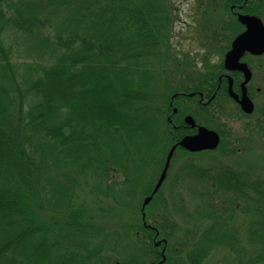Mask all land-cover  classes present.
<instances>
[{
	"label": "trees",
	"instance_id": "trees-1",
	"mask_svg": "<svg viewBox=\"0 0 264 264\" xmlns=\"http://www.w3.org/2000/svg\"><path fill=\"white\" fill-rule=\"evenodd\" d=\"M218 1L231 25L242 0ZM174 15L173 0H0V264H205L217 249L264 264V123L214 125L218 97L197 92L226 48L173 49ZM187 112L241 156L177 148L155 189Z\"/></svg>",
	"mask_w": 264,
	"mask_h": 264
},
{
	"label": "flooded vegetation",
	"instance_id": "flooded-vegetation-1",
	"mask_svg": "<svg viewBox=\"0 0 264 264\" xmlns=\"http://www.w3.org/2000/svg\"><path fill=\"white\" fill-rule=\"evenodd\" d=\"M215 1V0H214ZM260 0H242V3H232L229 5L228 10H224L227 15L228 24L231 25H218L213 32V40L218 44L224 46L226 49L220 54L217 61H212V56L208 57V64L212 70L216 83L214 85L208 86L206 91H198L200 96V102L205 104L209 102L214 97H218L217 108L215 117L217 119V125L219 128L232 130L229 119L241 120L240 125L241 131H245L244 126L252 127L255 124L264 123V38L259 36L256 41V46L254 49L263 48L261 51L252 52L250 50H244L237 59H232L226 61V54L232 48L233 41L237 36L247 29L246 24L241 21L240 15H251L260 18L264 25V10L256 9L257 3ZM249 6V8H248ZM252 7V8H251ZM260 46V47H259ZM253 47V46H252ZM197 61V67L199 70L204 69L203 63ZM243 67V68H240ZM191 95L192 92H179L174 93L173 95ZM209 96L208 98L206 96ZM247 97L249 99L248 107L251 108L249 111L245 110L241 103L240 99ZM204 98H207L204 100ZM216 100V101H217ZM223 102H228L229 105H223ZM172 104V102H171ZM229 111H226L227 109ZM172 113H177V107L172 106ZM190 115L193 118L194 123L187 122L186 116ZM167 119L171 122L173 120L170 116H167ZM226 119V120H225ZM179 124H173L174 128L181 127L185 134L181 136L183 138L187 135H195L198 132L200 126H203L207 129H213L219 134V142L214 148L209 150L216 149L221 141V134L215 128L207 126L203 123L197 122V120L190 113H186L180 117ZM243 134V133H242ZM176 140L171 146L167 149V156L169 150L172 146L183 149L178 143L181 139ZM228 154V153H225Z\"/></svg>",
	"mask_w": 264,
	"mask_h": 264
},
{
	"label": "rangeland",
	"instance_id": "rangeland-1",
	"mask_svg": "<svg viewBox=\"0 0 264 264\" xmlns=\"http://www.w3.org/2000/svg\"><path fill=\"white\" fill-rule=\"evenodd\" d=\"M174 5L176 7V12L177 15H174L172 18V25L173 28H170V33L168 34L167 38L169 39L170 37V41L172 42L173 49H177V50H181L182 47L184 48H190L192 49L194 52H199L200 54L204 53L207 50V46L214 44V43H210L211 40H213V32L214 29H216L217 25H220V20L222 18V14L220 11L222 10L221 7V2L220 1H214V0H210L209 2L207 0H203L202 3H197V1L195 0H173ZM257 3V8L256 9H260V10H264V0L261 2H256ZM261 3V4H260ZM204 10L209 11L207 12L210 13V17L207 18L206 16L202 15L201 12H203ZM207 19L205 21L208 22V26L209 28H206L203 25V20ZM219 21V22H218ZM196 25V27H195ZM168 29V27L166 28ZM162 30V29H161ZM168 31V30H167ZM161 32V31H160ZM164 35V32L161 33ZM166 34V31H165ZM164 38V36H163ZM177 46H182L180 49L177 48ZM206 47V48H205ZM203 48H205L203 50ZM184 51V50H183ZM183 56V53H182ZM220 54L215 53L214 56H212V61H217L219 58ZM179 65V69H180ZM200 68V67H199ZM198 68V69H199ZM184 75L181 74L180 78L181 80H184L182 77ZM185 83V82H183ZM185 103H187L186 105H188L190 108H192L193 110H196L195 104L193 102L190 101H186L184 100ZM217 102H219L218 100L211 104L210 109L215 112L216 108H217ZM223 105H229L228 102H223ZM226 111H229L228 108L225 109ZM189 113V112H188ZM226 120V119H225ZM230 122L231 128L233 130V134L240 136L242 134V131L240 129V125L242 123L241 120H235V119H229L227 120ZM214 125H217V122L214 123ZM213 125V126H214ZM254 130H259L258 128H255ZM262 134H264L262 132ZM260 139V137H259ZM241 141V140H240ZM257 146L259 145L258 143L256 144ZM260 146L258 147H253L254 149H259ZM222 149H214L211 152H201L199 154H196L195 158H198L197 160H201L202 162H208L211 158V156H209V154H214L216 155L219 159H221L222 161H224L225 163H229L231 165H235L236 163V158L239 156H241L240 153H229V154H225L228 152H224L221 151ZM255 153V152H254ZM262 153V152H259ZM255 155V154H252ZM253 157V156H252ZM180 160H177L175 162V164H173V167L177 165V163ZM256 169L258 171H260L262 173V175L264 176V169H262V167L264 166V161L262 160H256ZM166 192V190H165ZM176 222L179 223V226L181 228V226L183 225V222H179L177 220V218L175 219ZM180 232V229L178 230ZM175 234V233H174ZM179 233H176L174 236H172V240H174L176 237L179 238L177 235ZM205 264H233V257L231 256V254H229L228 252L224 251V250H214L212 252V254L210 255V257L207 259V261L205 262Z\"/></svg>",
	"mask_w": 264,
	"mask_h": 264
},
{
	"label": "water",
	"instance_id": "water-1",
	"mask_svg": "<svg viewBox=\"0 0 264 264\" xmlns=\"http://www.w3.org/2000/svg\"><path fill=\"white\" fill-rule=\"evenodd\" d=\"M241 21L246 24L247 29L242 32L239 36L235 38L232 44V48L226 54V61H230L232 59H237L239 55L244 50H250L252 52L261 51L263 48H258L255 50L256 41L261 36L264 38V25L260 18L251 16V15H240ZM253 46V47H252ZM255 46V47H254ZM260 47V46H259ZM243 68V67H240ZM249 99L247 97H243L240 99V103L242 107L249 111L251 108L248 107ZM186 121L194 123L193 118L190 115L186 116ZM219 142V134L213 129H207L203 126H200L198 132L195 135H187L181 138L177 144L184 147L189 151H198L202 149H210L216 147ZM175 146H172L169 150L166 158V162L163 170L161 171L159 178L156 182L155 189L159 187L162 183L163 179L166 176V171L169 165V161L171 156L173 155ZM151 196H147L144 199V203H147L150 200ZM156 264V263H151Z\"/></svg>",
	"mask_w": 264,
	"mask_h": 264
}]
</instances>
